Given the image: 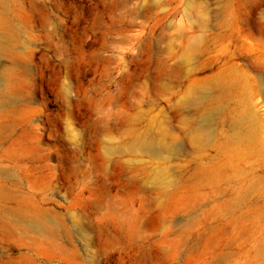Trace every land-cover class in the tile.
<instances>
[{
    "label": "rangeland",
    "instance_id": "1",
    "mask_svg": "<svg viewBox=\"0 0 264 264\" xmlns=\"http://www.w3.org/2000/svg\"><path fill=\"white\" fill-rule=\"evenodd\" d=\"M188 43L251 129L178 132ZM0 264H264V0H0Z\"/></svg>",
    "mask_w": 264,
    "mask_h": 264
},
{
    "label": "bare ground",
    "instance_id": "2",
    "mask_svg": "<svg viewBox=\"0 0 264 264\" xmlns=\"http://www.w3.org/2000/svg\"><path fill=\"white\" fill-rule=\"evenodd\" d=\"M260 41H262V39ZM195 48L194 43H188L184 52L178 56L181 62L173 69L175 75L185 73V75L189 77L187 78V84L181 86L183 89L180 87V89L176 91V86L174 85L173 92H176V102L175 105H173V111L174 116L176 115L177 117V123L179 124L178 132L183 136L186 133H197L199 131L209 132L213 127L223 125L225 115L229 117H232L231 115H236V118L239 120L243 118L244 122L248 123L246 128L251 129L254 116L247 110L245 104L241 102L237 96V85L244 83L246 76H244V74L224 75L225 72L232 73V66H224L223 68H219L213 75L203 78L196 77L194 75V69L191 70L183 66V64H186L192 59L191 54L194 52ZM250 66L255 72H259L257 64L251 62ZM248 136V133L242 135L243 138ZM239 138L240 137H238V139ZM174 140L175 142L169 145H157L155 144L156 142L154 143L150 139H146V141L138 145L141 150L152 153L153 155L161 154V151L177 154L181 152V146L176 138ZM248 140L250 149L253 147L257 148L258 140L252 133H250ZM256 152L259 153L260 151L257 149ZM234 175L237 178H241L242 172L234 170ZM25 218L30 224L37 228L54 225L53 222L49 223L45 220H39L27 215H25Z\"/></svg>",
    "mask_w": 264,
    "mask_h": 264
}]
</instances>
